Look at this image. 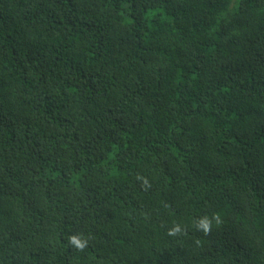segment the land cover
Returning <instances> with one entry per match:
<instances>
[{"label": "trees", "instance_id": "16d2710c", "mask_svg": "<svg viewBox=\"0 0 264 264\" xmlns=\"http://www.w3.org/2000/svg\"><path fill=\"white\" fill-rule=\"evenodd\" d=\"M0 264H264V0H0Z\"/></svg>", "mask_w": 264, "mask_h": 264}, {"label": "clouds", "instance_id": "9594fccd", "mask_svg": "<svg viewBox=\"0 0 264 264\" xmlns=\"http://www.w3.org/2000/svg\"><path fill=\"white\" fill-rule=\"evenodd\" d=\"M213 219L219 222L218 216H214ZM211 222L212 221L210 219H208L207 217H204L199 221V223L196 226L198 229H202L205 233H207L210 231ZM180 231H181L180 227L176 225L172 229L169 230V235H175ZM70 243L74 244L78 249H83L85 247V244L82 243L80 240H78L76 237H71Z\"/></svg>", "mask_w": 264, "mask_h": 264}]
</instances>
